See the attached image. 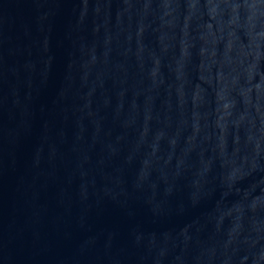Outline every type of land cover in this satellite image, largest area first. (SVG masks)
Listing matches in <instances>:
<instances>
[{
  "label": "water",
  "instance_id": "1",
  "mask_svg": "<svg viewBox=\"0 0 264 264\" xmlns=\"http://www.w3.org/2000/svg\"><path fill=\"white\" fill-rule=\"evenodd\" d=\"M0 264H264V0H0Z\"/></svg>",
  "mask_w": 264,
  "mask_h": 264
}]
</instances>
